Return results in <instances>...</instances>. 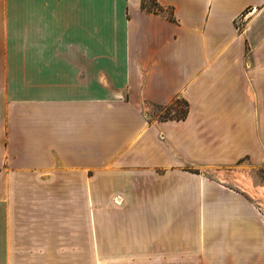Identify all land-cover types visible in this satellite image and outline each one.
I'll return each mask as SVG.
<instances>
[{"label": "crops", "instance_id": "0c3cea01", "mask_svg": "<svg viewBox=\"0 0 264 264\" xmlns=\"http://www.w3.org/2000/svg\"><path fill=\"white\" fill-rule=\"evenodd\" d=\"M153 1L0 0V264H264V0Z\"/></svg>", "mask_w": 264, "mask_h": 264}, {"label": "rangeland", "instance_id": "374dc122", "mask_svg": "<svg viewBox=\"0 0 264 264\" xmlns=\"http://www.w3.org/2000/svg\"><path fill=\"white\" fill-rule=\"evenodd\" d=\"M150 4L151 5L154 4V1L150 0L149 5ZM251 12H252V10H251ZM249 13L250 12H247V14H249ZM238 21H239V24H240L241 28L243 27V24L246 23V20H245L244 17L238 19ZM247 21H248V19H247ZM173 108L174 109H176V108L177 109L178 108L182 109L183 108V110H184L185 109V105L182 102H180L179 104L175 105ZM149 109H150L149 110V114L152 117H154L157 114L158 115L159 114L160 115L161 114L164 115V114L168 113V111L162 110L158 106H152L151 104L149 106ZM171 113L174 114L175 110H171ZM243 165H245V164H242V167L239 166L237 168H235V167L225 168L222 171H223V173L224 172H228L230 174H236L238 176L241 175L242 177H240V185H244L242 183L241 178L248 176L249 180L252 181L251 184H253L252 189L257 193V195H256L257 201L256 202H258V205L263 209L264 208V204H263V200L261 199V197L264 198V167H252V166H243Z\"/></svg>", "mask_w": 264, "mask_h": 264}, {"label": "trees", "instance_id": "16d2710c", "mask_svg": "<svg viewBox=\"0 0 264 264\" xmlns=\"http://www.w3.org/2000/svg\"><path fill=\"white\" fill-rule=\"evenodd\" d=\"M156 9L160 10V8H156ZM182 103L185 105L184 110H183V108L182 109H180V108L174 109L173 107L177 104H172V105L167 107L166 111H168V113L164 114L163 117H165V118H168V117L169 118H176V119L184 118L187 114V111H188V107H187L188 104L186 102H182ZM171 110H175V113L174 114L171 113Z\"/></svg>", "mask_w": 264, "mask_h": 264}, {"label": "built area", "instance_id": "2783aa9c", "mask_svg": "<svg viewBox=\"0 0 264 264\" xmlns=\"http://www.w3.org/2000/svg\"><path fill=\"white\" fill-rule=\"evenodd\" d=\"M242 17H244V16H240L238 19H240V18H242ZM258 203V202H257ZM259 206V205H258ZM260 207V206H259Z\"/></svg>", "mask_w": 264, "mask_h": 264}]
</instances>
